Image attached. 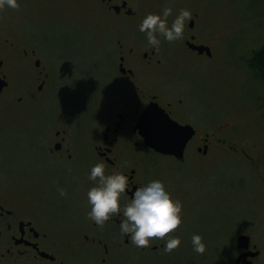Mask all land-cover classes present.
Here are the masks:
<instances>
[{"label": "rangeland", "instance_id": "obj_1", "mask_svg": "<svg viewBox=\"0 0 264 264\" xmlns=\"http://www.w3.org/2000/svg\"><path fill=\"white\" fill-rule=\"evenodd\" d=\"M131 6L142 19L168 6L173 8V16L182 8L201 14L191 31L211 46L214 56L186 49L184 37L190 32V20L183 38L169 42L161 37V52H177L182 59L171 66L177 69L174 80L164 75L156 78V84H169L165 101L175 100L176 88L189 95L192 113L205 116L206 130L220 145L212 146L202 157L190 150L183 161L145 146L128 150L127 163L140 164L141 179L164 180L183 201V223L169 234L179 235L182 242L171 252L161 246L167 237L153 238L150 246H159L158 251H143L132 242L118 247L116 242L124 243V236L105 222L108 225L103 227H111L114 233L105 236L110 250L105 264H212L231 250L229 237L234 231L264 224V164L252 161V157L264 156V82L247 62L264 45V0H131ZM119 21L150 45L146 33L139 30L140 22H132L128 16L119 19L98 0H20L19 8L0 10V26H20L27 31L40 44L50 72L40 91L29 75L23 81L11 78L12 84L4 90L26 95L21 106H0V129L18 136L17 156L28 142L31 158L0 165L6 172L0 183L20 192L34 209L39 208L37 203L42 205L50 221L64 223L47 224L52 234L80 239L72 252L79 264L96 260L92 257L94 244L82 241L86 233L94 235V226L82 224V220L95 222L87 215L91 207L87 191L95 183L89 172L98 162L91 135L111 117V95L119 91L115 70L118 44L113 33ZM13 107L22 111H7ZM57 126L73 136V146L81 153L71 174L41 149L42 134ZM81 157L86 158V165L79 161ZM60 187L66 189L65 195ZM193 233L203 234L206 252L193 249Z\"/></svg>", "mask_w": 264, "mask_h": 264}, {"label": "flooded vegetation", "instance_id": "obj_2", "mask_svg": "<svg viewBox=\"0 0 264 264\" xmlns=\"http://www.w3.org/2000/svg\"><path fill=\"white\" fill-rule=\"evenodd\" d=\"M98 2L119 19L128 16L132 18V22L142 20V16L132 8L131 0H98ZM71 6L75 9L76 3ZM200 16L198 11L193 12L191 20L194 25ZM193 28L190 27V32L184 37V46L188 51L207 56L206 52L200 53L198 49L189 46V43L208 45L199 41L198 35L191 31ZM113 33L117 36L118 44L115 70L119 75V91L111 95V117L103 121L98 133L91 135V148L97 161L105 162L106 172L120 170L129 176L130 187L122 200V203H127L131 200L136 187L148 182V179L139 177L141 167L137 161L127 163L128 150H137L145 146L162 154L145 143V138L138 127L140 117L151 103L158 102L170 112L173 119L181 124H190L195 129L194 135L187 143L184 159L178 161L185 160L190 150L201 157L206 156L212 146L220 145V143L219 140H215L212 132L206 130L205 116L197 117L192 113L191 103L187 99L190 98L189 95L181 93L176 88L175 100L165 101V91L167 92L169 84H156V78L164 75H169L168 78L171 77L174 80L177 69L173 70L171 66L173 61H180L182 55L168 50V54H166L167 51L162 53L160 47L156 49L152 45L143 44L137 36L131 34L129 26L124 28L122 21L114 25ZM211 50L212 55L208 56L212 57L214 51L212 48ZM42 53L40 44L29 37L28 32L22 27L0 26V60L3 62L0 73L1 76L5 75L9 82L0 93V106H21L26 102L25 94L4 92L12 84L11 78L23 81L29 75L36 81L39 91L44 88L50 72L45 61L47 57H44ZM21 109L13 107L8 108L7 111L19 112L22 111ZM17 139L18 136L14 131L0 129V165L24 163L30 160L31 147L28 146V142L21 147L22 153L17 156ZM40 142L46 156L55 164L63 163L67 173L71 174L77 169L74 160L80 150L73 146V136L66 129L53 127L52 131H45L42 134ZM170 156L176 158L174 155ZM252 158V161H257L256 164H264V156L258 158L259 160ZM79 161H83L86 165L85 157L79 158ZM5 175V170L1 168L0 179ZM64 183L66 184L67 181L65 180ZM32 205L20 192L13 191L11 188L9 190L0 183V264H79L72 252L80 239L74 237L66 239L52 234L47 224L64 223L59 221L54 223L55 221H50L48 216L46 218L44 207L40 208L42 205L39 203L36 204L39 206L38 209H34ZM122 218V216L114 215L106 222L114 225L113 230L118 228L120 231ZM82 224L94 226V235L86 233L82 240L94 244L92 257L96 260L90 264H105L110 255L105 236L109 232L112 233L111 227H103L108 224L98 225L96 222L87 223L83 220ZM122 235L124 243L116 242L118 247H122V244L130 245L131 241L128 237ZM229 240L232 243L231 250L212 264H264V224H251L248 231L236 230ZM161 246H164V243ZM158 248L159 246L156 245L142 247V250L158 251Z\"/></svg>", "mask_w": 264, "mask_h": 264}, {"label": "clouds", "instance_id": "obj_3", "mask_svg": "<svg viewBox=\"0 0 264 264\" xmlns=\"http://www.w3.org/2000/svg\"><path fill=\"white\" fill-rule=\"evenodd\" d=\"M19 8L20 0H0V10ZM169 17H172L169 21ZM193 17L191 9L182 8L173 16L171 6L160 12L147 13L139 24V30L146 33L148 43L159 49L161 37L172 42L183 38L185 27ZM89 179L95 183L88 189L87 198L91 205L87 215L98 225L119 215L120 232L137 247H149L153 238H165L164 251L171 252L181 245L182 237L169 235L183 223V201L174 196L162 179H152L138 185L127 203H122L130 187V178L125 172H106V164L99 161L92 165ZM61 195L66 189H58ZM193 249L204 253L207 242L202 233H193Z\"/></svg>", "mask_w": 264, "mask_h": 264}, {"label": "water", "instance_id": "obj_4", "mask_svg": "<svg viewBox=\"0 0 264 264\" xmlns=\"http://www.w3.org/2000/svg\"><path fill=\"white\" fill-rule=\"evenodd\" d=\"M193 25L194 22L191 20L190 26L193 27ZM189 46L198 49L200 53L206 52L212 55V50L208 45L189 43ZM2 64L0 60V69ZM8 83L6 76H1L0 73V93ZM138 127L148 146L162 154L174 155L179 160L184 159L187 143L195 133L192 125L181 124L173 119L170 112L158 102L151 103L144 111L139 119Z\"/></svg>", "mask_w": 264, "mask_h": 264}, {"label": "trees", "instance_id": "obj_5", "mask_svg": "<svg viewBox=\"0 0 264 264\" xmlns=\"http://www.w3.org/2000/svg\"><path fill=\"white\" fill-rule=\"evenodd\" d=\"M247 62L253 73L264 82V45L254 50Z\"/></svg>", "mask_w": 264, "mask_h": 264}]
</instances>
